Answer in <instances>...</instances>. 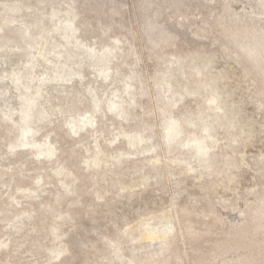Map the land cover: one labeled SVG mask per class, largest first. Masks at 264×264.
Listing matches in <instances>:
<instances>
[{
  "label": "rangeland",
  "instance_id": "374dc122",
  "mask_svg": "<svg viewBox=\"0 0 264 264\" xmlns=\"http://www.w3.org/2000/svg\"><path fill=\"white\" fill-rule=\"evenodd\" d=\"M0 264H264V0H0Z\"/></svg>",
  "mask_w": 264,
  "mask_h": 264
}]
</instances>
